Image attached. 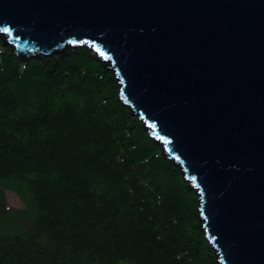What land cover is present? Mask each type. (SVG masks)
<instances>
[{
	"label": "water",
	"instance_id": "1",
	"mask_svg": "<svg viewBox=\"0 0 264 264\" xmlns=\"http://www.w3.org/2000/svg\"><path fill=\"white\" fill-rule=\"evenodd\" d=\"M21 62L85 46L194 190L215 264H264V0H0Z\"/></svg>",
	"mask_w": 264,
	"mask_h": 264
},
{
	"label": "trees",
	"instance_id": "2",
	"mask_svg": "<svg viewBox=\"0 0 264 264\" xmlns=\"http://www.w3.org/2000/svg\"><path fill=\"white\" fill-rule=\"evenodd\" d=\"M3 63L0 180L35 217L0 230V264H215L194 190L87 47L21 62L4 46Z\"/></svg>",
	"mask_w": 264,
	"mask_h": 264
},
{
	"label": "rangeland",
	"instance_id": "3",
	"mask_svg": "<svg viewBox=\"0 0 264 264\" xmlns=\"http://www.w3.org/2000/svg\"><path fill=\"white\" fill-rule=\"evenodd\" d=\"M89 50L90 54L93 57L100 60L108 68V64L106 61H103L99 57H97L93 50ZM108 70L111 71V69L109 68ZM137 121L138 123H141L138 119ZM155 141L161 146V144L157 140ZM10 184L20 187V183L13 181V179L0 180V230H3L1 232L6 231L8 233L13 231L21 232L26 230L30 226L33 218L35 217V210L29 204V201L27 199V197L29 198V195H27L26 197L23 193L20 192V190H15L14 186L10 187Z\"/></svg>",
	"mask_w": 264,
	"mask_h": 264
},
{
	"label": "built area",
	"instance_id": "4",
	"mask_svg": "<svg viewBox=\"0 0 264 264\" xmlns=\"http://www.w3.org/2000/svg\"><path fill=\"white\" fill-rule=\"evenodd\" d=\"M4 45L0 43V72L4 69L3 63Z\"/></svg>",
	"mask_w": 264,
	"mask_h": 264
},
{
	"label": "bare ground",
	"instance_id": "5",
	"mask_svg": "<svg viewBox=\"0 0 264 264\" xmlns=\"http://www.w3.org/2000/svg\"><path fill=\"white\" fill-rule=\"evenodd\" d=\"M4 45V44H3Z\"/></svg>",
	"mask_w": 264,
	"mask_h": 264
}]
</instances>
